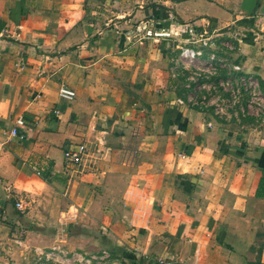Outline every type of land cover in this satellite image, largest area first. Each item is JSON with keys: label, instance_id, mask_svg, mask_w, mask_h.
Returning a JSON list of instances; mask_svg holds the SVG:
<instances>
[{"label": "crops", "instance_id": "1", "mask_svg": "<svg viewBox=\"0 0 264 264\" xmlns=\"http://www.w3.org/2000/svg\"><path fill=\"white\" fill-rule=\"evenodd\" d=\"M240 1L0 0V255L95 228L141 264H264V124L219 127L177 102L174 72L190 27L233 34L234 65L264 84V0Z\"/></svg>", "mask_w": 264, "mask_h": 264}, {"label": "rangeland", "instance_id": "2", "mask_svg": "<svg viewBox=\"0 0 264 264\" xmlns=\"http://www.w3.org/2000/svg\"><path fill=\"white\" fill-rule=\"evenodd\" d=\"M187 34L182 39L183 44L178 42L174 62L181 103L204 112L214 124L229 131L242 130L247 125H263L264 84L253 75L242 73L234 65L233 34L224 35L225 39H216L217 36L208 34L206 30H193V33ZM181 48L199 50L200 53L183 56ZM72 211L71 208L68 213H61L60 217L70 220L75 216ZM17 219L19 224L12 232L17 240H22L27 230L24 223H20L23 222V211H18ZM63 227L58 230L51 226V231L59 236L63 233L66 237L75 230L68 223ZM79 230L84 235L80 243L71 239L64 242L53 240L52 244L48 241L39 248H33L15 242L14 247L4 248L0 264H141V257L147 259L136 255L135 248L127 247L125 242L107 244L94 240L91 243V236L97 231L95 228ZM98 231L103 232V228Z\"/></svg>", "mask_w": 264, "mask_h": 264}, {"label": "built area", "instance_id": "3", "mask_svg": "<svg viewBox=\"0 0 264 264\" xmlns=\"http://www.w3.org/2000/svg\"><path fill=\"white\" fill-rule=\"evenodd\" d=\"M187 33H193V29H191L190 27H187L186 29ZM168 32L165 31L162 27H158L157 30L155 31H152L150 29H147L145 31V35L146 36H153V37H168ZM188 36V34H186ZM200 53L199 50H192L190 48H181V52L180 54L185 56L186 54L188 55H198ZM234 68H238L237 66H234ZM58 95L65 99L66 101H69L72 99V97L74 96V92L63 86V85H60L59 88H58ZM177 102L178 103H181V100L177 99ZM16 124L20 125L21 124V121L20 119H16L15 121ZM11 133L14 132V129L12 128L10 130ZM62 157H63V160L67 163H70V164H73V165H79L82 161V158H83V151H82V148L81 147H76V148H66L63 152H62ZM14 208L20 212L23 211L24 209V206L23 204L21 203V201L17 200L14 202Z\"/></svg>", "mask_w": 264, "mask_h": 264}, {"label": "water", "instance_id": "4", "mask_svg": "<svg viewBox=\"0 0 264 264\" xmlns=\"http://www.w3.org/2000/svg\"><path fill=\"white\" fill-rule=\"evenodd\" d=\"M256 0H241L240 9L247 15H249L255 6Z\"/></svg>", "mask_w": 264, "mask_h": 264}, {"label": "trees", "instance_id": "5", "mask_svg": "<svg viewBox=\"0 0 264 264\" xmlns=\"http://www.w3.org/2000/svg\"><path fill=\"white\" fill-rule=\"evenodd\" d=\"M2 27V22H0V28ZM258 186H262L263 185V182L262 181H260V179L258 180Z\"/></svg>", "mask_w": 264, "mask_h": 264}]
</instances>
